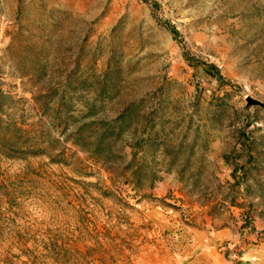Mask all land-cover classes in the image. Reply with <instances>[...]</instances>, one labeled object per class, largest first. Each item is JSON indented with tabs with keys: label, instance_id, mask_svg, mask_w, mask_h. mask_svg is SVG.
<instances>
[{
	"label": "rangeland",
	"instance_id": "1",
	"mask_svg": "<svg viewBox=\"0 0 264 264\" xmlns=\"http://www.w3.org/2000/svg\"><path fill=\"white\" fill-rule=\"evenodd\" d=\"M245 97L264 105V0H0V264H264Z\"/></svg>",
	"mask_w": 264,
	"mask_h": 264
},
{
	"label": "trees",
	"instance_id": "2",
	"mask_svg": "<svg viewBox=\"0 0 264 264\" xmlns=\"http://www.w3.org/2000/svg\"><path fill=\"white\" fill-rule=\"evenodd\" d=\"M218 80L220 78L217 75V70L214 71ZM123 120L122 116L120 115L112 122H108L106 124H102L100 128H98V132L93 138V141L90 144L91 148V156L96 161H100L103 163L111 164L114 160L113 146L116 145L117 141L120 139L121 134L124 130V126L122 125ZM76 138V137H75ZM77 145V139H74ZM74 142V141H73ZM252 141H247L244 144L245 152H246V160L239 169H235V171L240 170L241 172V179H245L253 170H257L258 166L262 165L263 161H260V156L256 155V152H253L251 148ZM263 144V141L260 142ZM135 151V147H133ZM132 153V159L130 160L129 164L118 173V176L128 177L127 181L129 180L132 182L133 189L138 190V187L141 186L142 178L140 177L139 169L135 165V152ZM254 181L256 182L257 190H258V197L260 200L264 201V181L258 179L257 176H251ZM251 187H246V190H250Z\"/></svg>",
	"mask_w": 264,
	"mask_h": 264
},
{
	"label": "water",
	"instance_id": "3",
	"mask_svg": "<svg viewBox=\"0 0 264 264\" xmlns=\"http://www.w3.org/2000/svg\"><path fill=\"white\" fill-rule=\"evenodd\" d=\"M245 101L248 106H258L260 108H264V105L260 103L259 101H256L250 97H245Z\"/></svg>",
	"mask_w": 264,
	"mask_h": 264
}]
</instances>
